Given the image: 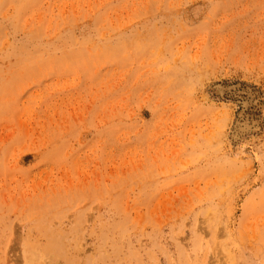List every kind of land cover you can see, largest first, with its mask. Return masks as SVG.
<instances>
[{
	"label": "rangeland",
	"instance_id": "rangeland-1",
	"mask_svg": "<svg viewBox=\"0 0 264 264\" xmlns=\"http://www.w3.org/2000/svg\"><path fill=\"white\" fill-rule=\"evenodd\" d=\"M0 264H264V0H0Z\"/></svg>",
	"mask_w": 264,
	"mask_h": 264
}]
</instances>
